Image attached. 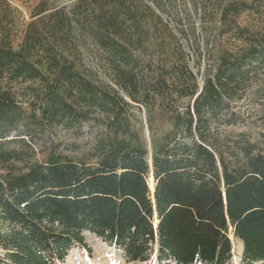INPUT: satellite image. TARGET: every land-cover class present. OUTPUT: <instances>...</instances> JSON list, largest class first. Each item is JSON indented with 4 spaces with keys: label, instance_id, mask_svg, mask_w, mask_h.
I'll return each mask as SVG.
<instances>
[{
    "label": "trees",
    "instance_id": "trees-1",
    "mask_svg": "<svg viewBox=\"0 0 264 264\" xmlns=\"http://www.w3.org/2000/svg\"><path fill=\"white\" fill-rule=\"evenodd\" d=\"M219 11L240 46L224 50L199 86L176 26L162 19L163 0L39 4L18 50L17 10L0 0V250L8 264L62 262L85 234L130 262H145L156 246L159 262L229 264L230 237L244 264L264 262V130L227 142L212 128L242 122L231 106L243 99L264 119V0H222ZM242 14L253 22H228ZM79 40L104 54L110 83L75 64ZM150 49L160 60L147 76L140 66ZM156 100L160 109L169 101L172 126L149 159L130 110L152 111ZM96 114L108 117L109 134L96 140L94 162L76 163L53 145L44 164L26 167L47 128L78 127ZM11 163L25 172L13 174Z\"/></svg>",
    "mask_w": 264,
    "mask_h": 264
},
{
    "label": "rangeland",
    "instance_id": "rangeland-1",
    "mask_svg": "<svg viewBox=\"0 0 264 264\" xmlns=\"http://www.w3.org/2000/svg\"><path fill=\"white\" fill-rule=\"evenodd\" d=\"M76 0H7L10 6L17 10V38L14 40L13 48L18 50L21 42L20 31L27 25L35 9L39 4H44L46 8H69ZM222 0H163L166 14H162L164 22L176 26L175 34L178 44L187 55L190 69L196 75L199 86H202L203 77L206 72L216 67L217 59L224 50L236 49L240 43L234 40V30L226 33L228 25L220 20L219 6ZM234 20L239 26H247L251 22V17L242 14L239 18L230 17L228 22ZM229 24V23H228ZM178 30V31H177ZM75 64L94 79L101 82L110 83L108 68L104 61V54L86 40H79L75 48ZM160 60V53L155 49H150L143 57L140 66L143 74L150 76L154 72L155 66ZM150 61V62H149ZM150 64V67H148ZM17 87L16 90H19ZM30 98L21 99L22 106L26 109ZM160 101L149 111L145 107H133L130 110L131 130L138 135V143L144 148L149 159L160 148L165 145V136L171 129L169 101L165 100L162 109L159 108ZM264 104V103H263ZM264 107V106H263ZM232 111L241 115L240 123L227 126L222 123L212 125L217 131L221 140H236L240 135H246L249 139L255 140L258 134L264 130V119L262 109L252 104L248 99L235 102L231 106ZM108 117L96 114L91 121L80 126L65 128L63 126H53L47 128L42 137L37 136L32 142V158L27 164V168L42 165L47 161L51 146H56V154L67 156L72 161L78 163L94 162L89 154L97 139L107 137L106 129ZM150 162V160H149ZM13 174L25 172L22 164L11 163ZM149 187L151 180H149ZM151 189V188H150ZM5 226H0V231L5 230ZM232 242L231 259L229 264H244L242 262V247L240 242L230 237ZM85 246V247H83ZM6 253L0 250V264H8ZM54 264H174L172 261L159 262L156 255V246L153 254L145 262H130L122 251L114 246L104 243L95 236L85 234L83 245H73L62 262ZM252 264H264L257 262Z\"/></svg>",
    "mask_w": 264,
    "mask_h": 264
},
{
    "label": "water",
    "instance_id": "water-1",
    "mask_svg": "<svg viewBox=\"0 0 264 264\" xmlns=\"http://www.w3.org/2000/svg\"><path fill=\"white\" fill-rule=\"evenodd\" d=\"M150 191H151V192L153 191V186H152V182H151V189H150Z\"/></svg>",
    "mask_w": 264,
    "mask_h": 264
},
{
    "label": "bare ground",
    "instance_id": "bare-ground-1",
    "mask_svg": "<svg viewBox=\"0 0 264 264\" xmlns=\"http://www.w3.org/2000/svg\"><path fill=\"white\" fill-rule=\"evenodd\" d=\"M150 188H151V185H150Z\"/></svg>",
    "mask_w": 264,
    "mask_h": 264
}]
</instances>
